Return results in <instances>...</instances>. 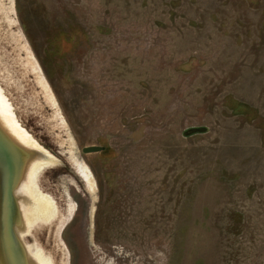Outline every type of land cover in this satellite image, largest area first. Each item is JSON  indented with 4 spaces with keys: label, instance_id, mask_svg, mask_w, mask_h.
Listing matches in <instances>:
<instances>
[{
    "label": "rangeland",
    "instance_id": "rangeland-1",
    "mask_svg": "<svg viewBox=\"0 0 264 264\" xmlns=\"http://www.w3.org/2000/svg\"><path fill=\"white\" fill-rule=\"evenodd\" d=\"M0 54L53 208L30 251L264 264V0H0Z\"/></svg>",
    "mask_w": 264,
    "mask_h": 264
},
{
    "label": "water",
    "instance_id": "water-1",
    "mask_svg": "<svg viewBox=\"0 0 264 264\" xmlns=\"http://www.w3.org/2000/svg\"><path fill=\"white\" fill-rule=\"evenodd\" d=\"M102 150L85 146L83 153ZM43 153L18 140L0 118V264H38L20 238L25 222L16 197L28 166Z\"/></svg>",
    "mask_w": 264,
    "mask_h": 264
},
{
    "label": "bare ground",
    "instance_id": "bare-ground-1",
    "mask_svg": "<svg viewBox=\"0 0 264 264\" xmlns=\"http://www.w3.org/2000/svg\"><path fill=\"white\" fill-rule=\"evenodd\" d=\"M25 104H28V103H25ZM0 118L2 119L5 126L9 129V131L18 140H21L24 144L31 143L30 142L31 138L28 137L29 135L27 134V132L19 126L12 112L11 106L9 105L5 96L3 95L1 89H0ZM35 170H36V162L33 161L28 166L24 179L22 180L21 184L18 186L16 190V197L19 203L20 210L24 217L26 228L29 227L33 218L37 219L40 217V219H46L52 216L53 214V208L51 206L50 201L47 198L40 197V196L36 197L35 195V190L33 188ZM28 251L31 252V256L36 260L38 264H49L48 260L46 259V257L44 258L42 253L32 252L29 249Z\"/></svg>",
    "mask_w": 264,
    "mask_h": 264
}]
</instances>
